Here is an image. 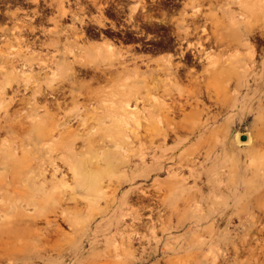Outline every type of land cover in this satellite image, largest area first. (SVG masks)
<instances>
[{
    "label": "rangeland",
    "instance_id": "obj_1",
    "mask_svg": "<svg viewBox=\"0 0 264 264\" xmlns=\"http://www.w3.org/2000/svg\"><path fill=\"white\" fill-rule=\"evenodd\" d=\"M92 1L0 0V264H240L244 255L236 258L225 241L238 239L236 212L264 199V1L169 0L171 9L164 0L163 37L148 40L91 32L107 23L105 0ZM134 1L129 15L150 0ZM133 14L122 24H136ZM195 20L214 27L201 34L204 62L191 50L181 58L175 42L174 30ZM105 39L119 48L117 71L107 73ZM57 61L69 68L67 78H28L32 65ZM131 83L139 95L135 113L116 116L111 91ZM50 85L62 90L55 101L43 94ZM56 114L66 122L52 135ZM236 134L250 140L238 144ZM212 208L221 209L217 220H200Z\"/></svg>",
    "mask_w": 264,
    "mask_h": 264
},
{
    "label": "bare ground",
    "instance_id": "obj_2",
    "mask_svg": "<svg viewBox=\"0 0 264 264\" xmlns=\"http://www.w3.org/2000/svg\"><path fill=\"white\" fill-rule=\"evenodd\" d=\"M200 1V0H199ZM203 1V0H202ZM207 1V0H206ZM242 1H244V0H242ZM264 1V0H263ZM208 2V1H207ZM189 3V2H188ZM225 3V2H224ZM240 3V2H239ZM242 3V2H241ZM250 2H248V0L246 1L245 0V3H244V5H246V6H248L249 5V7H251V3L249 4ZM204 4H205V1H204ZM221 5H222V3H221ZM142 6H144V4L142 5ZM219 6V5H218ZM137 7H138V3L137 4H135V5H133L132 6V8H131V13H130V15H129V17L130 18H132L133 17V12L137 9ZM242 7V6H241ZM240 7V8H241ZM204 9V8H203ZM219 9V8H218ZM243 9V8H242ZM241 9V10H242ZM261 9L263 10V12H262V15H263V17H264V5L263 6H261ZM193 10V9H192ZM205 11H207V10H205ZM185 13V12H184ZM216 13V12H215ZM219 14V12H217V15ZM190 15H192V14H190ZM211 15H214V14H211ZM221 15V14H220ZM182 16V15H181ZM250 16V15H249ZM207 17H209V16H207ZM206 17V18H207ZM222 17H223V14H222ZM189 18V17H188ZM104 19V18H103ZM209 19V18H208ZM189 20V19H188ZM198 20V19H197ZM197 20H195L194 22H192L190 25H188L187 27H185V28H179L178 30H174V32H175V42H176V44H177V47H178V49L180 50V56H181V58L183 57H185L184 56V53H185V50L187 51L188 50V52H189V50H191L190 51V54H192V56H193V58H195V60H197V58L198 59H200V58H202V54L204 53H201V51L200 50H202L203 51V43H202V41L203 40H200V38H204V36L203 35H201L202 33H204V31H206V30H209V29H211L212 30V28H214V27H212V26H210V27H212V28H204V27H201V25L200 24H197L196 22H197ZM211 20V19H210ZM220 20V19H219ZM264 20V19H263ZM186 21V20H185ZM199 21H201V19H199ZM198 21V22H199ZM209 21V20H208ZM216 21V20H215ZM212 22V21H211ZM222 22V21H221ZM225 22V20L223 21V23ZM251 22V21H250ZM100 23V25H104L106 22H102V21H100L99 22ZM201 23V22H200ZM217 23H219V22H217L216 21V25H217ZM226 23V22H225ZM224 23V24H225ZM112 24H113V22H112ZM209 24H210V22H209ZM255 24V23H254ZM207 25V24H206ZM205 25V26H206ZM214 25V24H213ZM225 25H227V23L225 24ZM208 26V25H207ZM206 26V27H207ZM176 29V28H175ZM206 29V30H205ZM219 29V28H218ZM256 29V28H255ZM259 30V29H258ZM257 30V31H258ZM263 30V28L261 29V31ZM173 32V33H174ZM209 32H211V31H209ZM208 32V33H209ZM224 32V31H223ZM206 33V32H205ZM204 33V34H205ZM207 33V34H208ZM212 33V32H211ZM211 33H209V34H211ZM217 33V32H216ZM215 33V34H216ZM215 34H214V32L212 33V35H214L215 36ZM221 34V33H220ZM244 34H245V36H244ZM243 34V36L244 37H242V36H240V39H241V41H244L243 43H245L246 45H248V46H250V43L248 42V41H245V38H248L249 37V33H244ZM206 35V34H205ZM192 37V36H197V40H195V41H191V40H189V37ZM202 36V37H201ZM211 36V35H210ZM224 36V35H223ZM255 36H257V34L255 35ZM209 37V36H208ZM212 37V36H211ZM213 38V37H212ZM211 38V39H212ZM209 39V38H208ZM207 39V40H208ZM211 41V40H210ZM213 41V40H212ZM235 41V40H234ZM184 42L186 43L185 45H184ZM219 42V41H218ZM218 42H217V45L219 46V45H221V44H218ZM237 42V41H236ZM104 44H106V48H107V52L109 53V59H108V61H107V63L106 64H108L107 66H106V68H107V73L108 72H112V71H117L118 70V68H114V64H115V62L116 61H114L113 60V55L115 54V51L116 50H118L119 48H117L114 44H113V42L112 41H109V40H106L105 39V41H104ZM205 45H206V43H204ZM208 44V43H207ZM214 45V44H213ZM216 45V46H217ZM255 45V44H254ZM209 45H207V46H205V48H207ZM215 46V47H216ZM228 46V45H227ZM210 47H212L213 49H214V47L213 46H210ZM208 49V48H207ZM210 49V48H209ZM213 49H211L212 51H213V53H214V50ZM230 49V48H229ZM245 49V48H244ZM206 50V49H205ZM204 50V51H205ZM216 50V49H215ZM225 50V49H224ZM230 50H232V49H230ZM241 50V49H240ZM256 50V49H255ZM88 52H90V51H92V50H87ZM99 51V50H98ZM207 51V50H206ZM205 51V52H206ZM209 51V50H208ZM242 51H244L243 49H242ZM33 52V51H32ZM79 52V51H78ZM210 52V51H209ZM232 52V51H231ZM238 52V51H237ZM240 52V51H239ZM34 53V52H33ZM187 53V52H186ZM36 54V53H35ZM189 54V55H190ZM208 54H210V53H208ZM212 54V53H211ZM237 54V53H236ZM240 54V53H239ZM257 54V53H256ZM256 54H255V56H256ZM13 55V54H12ZM177 55H178V51H177ZM186 55V54H185ZM189 55H187L188 57H189ZM204 55V54H203ZM218 54H216V56H217ZM221 55V54H220ZM223 55V54H222ZM221 55V56H222ZM133 56V55H132ZM131 56V57H132ZM169 56H171V55H169ZM173 56H175V55H173ZM203 57H205V56H203ZM207 57V56H206ZM258 57V56H257ZM256 57V58H257ZM16 58V57H15ZM40 58V57H39ZM133 58V57H132ZM131 58V59H132ZM137 57L135 56V58H133V59H136ZM180 58V59H181ZM189 58H192V57H189ZM246 58V57H245ZM259 58V57H258ZM81 59H83L82 57H81ZM123 59H125V58H123ZM130 59V60H131ZM173 59H174V63H176L175 62V58L173 57ZM173 59L171 60V61H173ZM179 59V58H178ZM179 59V60H180ZM203 59H205V58H202L201 60L203 61ZM10 60V59H9ZM85 60V59H84ZM83 60V61H84ZM178 60V61H179ZM181 60H183V59H181ZM191 60V59H190ZM170 61V60H169ZM170 61V62H171ZM186 61V60H185ZM198 61V60H197ZM14 62V61H13ZM21 62V61H20ZM19 62V63H20ZM44 62V61H43ZM52 62H54V60H52ZM58 62V61H57ZM84 62H86V61H84ZM130 62V61H129ZM134 62V61H133ZM167 62V61H166ZM204 62V61H203ZM203 62H201V68H202V65L204 64ZM224 62H225V60H224ZM16 63V62H15ZM18 63V62H17ZM22 63V62H21ZM28 63V62H27ZM26 63V64H27ZM167 63H169V62H167ZM174 63H173V65H174ZM192 63H194V62H192ZM192 63H190V65H192ZM198 63V62H197ZM200 63V62H199ZM206 63V62H205ZM25 64V63H24ZM33 64V63H32ZM131 64H132V62H131ZM130 64V65H131ZM134 64H135V62H134ZM164 65V63H161L160 65ZM166 64V63H165ZM185 64H187V62L185 63ZM220 64V63H219ZM219 64H217L218 66V68H219ZM225 64H226V62H225ZM224 64V65H225ZM257 64H258V62H257ZM257 64H256V66H257ZM30 65V63L28 64V66ZM129 65V64H128ZM178 65V64H177ZM182 65V64H181ZM180 64H179V66H181ZM184 65V64H183ZM197 65V64H196ZM213 65H215V63L213 64ZM260 65V64H259ZM16 66V65H15ZM140 66V65H139ZM171 66V65H170ZM198 67H199V65H197ZM225 66H227L228 67V65H225ZM91 67V66H90ZM115 67H117V66H115ZM186 67V66H185ZM195 67V66H194ZM194 67H193V70H194ZM197 67V68H198ZM214 67V66H213ZM216 67V69L218 70V68ZM96 68V67H95ZM165 68V67H164ZM174 68H177V66L176 67H174ZM181 68H183V67H181ZM181 68H179L180 70H181ZM187 68V67H186ZM190 68H192V67H190ZM196 67H195V69H197ZM201 68H199V69H201ZM241 68V67H240ZM69 68H67V65H65L64 63H59L58 62V64H57V66H54V65H52V63L50 64V65H43V64H38L37 65V68H34L33 67V65H32V68L31 67H29V71H28V73H27V76H28V78L29 77H33V76H39L40 77V74H42V73H49V74H51V78H53V79H56V78H61V79H65V78H67L68 77V75L70 74L67 70H68ZM77 69V68H76ZM82 69V68H81ZM124 68H122V70H123ZM165 69H167V67L165 68ZM178 69V68H177ZM188 69H189V67H188ZM31 70V71H30ZM87 70V69H86ZM99 70V69H98ZM187 70V69H186ZM191 70V69H190ZM193 70H192V72H193ZM202 70V69H201ZM27 71V70H26ZM85 71V70H84ZM83 71V72H84ZM99 71H101V70H99ZM106 71V70H105ZM104 70L102 71L103 73L105 72ZM165 71V70H164ZM185 71V70H184ZM188 71V70H187ZM199 70H196V74H197V72H198ZM76 71H74V73H75ZM91 72V71H90ZM138 72V68L137 67H134L133 68V75H135L136 76V73ZM180 72V71H179ZM182 72V75H183V70L181 71ZM186 72V71H185ZM191 72V71H190ZM194 72H195V70H194ZM96 73H98L97 71H96ZM189 73V72H188ZM187 73V75H189ZM77 74V73H76ZM86 74V73H85ZM88 74H89V72H88ZM90 74H92V73H90ZM89 74V75H90ZM93 74H95V72H93ZM92 74V75H93ZM181 74V73H180ZM77 75H79V74H77ZM103 75V74H102ZM102 75H99V73L97 74V77L98 76H102ZM182 75H181V78H182ZM185 76H186V73L184 74ZM192 75V74H191ZM204 75H206V74H204ZM214 74H212V75H210L211 77L213 76ZM138 76V75H137ZM144 76V75H143ZM215 76V75H214ZM214 76H213V78H214ZM44 77V76H43ZM48 77V76H47ZM95 77V75L93 76V78ZM119 77V76H118ZM133 77V76H132ZM139 77H140V75H139ZM188 76H186V78H187ZM189 77H190V75H189ZM8 78V77H7ZM41 78V77H40ZM100 78V77H99ZM135 78V77H134ZM174 78V77H173ZM190 78H194V77H190ZM203 78H205V76L203 77ZM217 78V77H216ZM9 79V78H8ZM60 79V80H61ZM180 79V78H179ZM191 79V80H192ZM206 79V78H205ZM215 79V78H214ZM27 80H29V79H27ZM31 80V79H30ZM126 80H129V79H127L126 78ZM194 80V79H193ZM232 80V79H231ZM78 81V80H77ZM95 81H97V80H95ZM198 81H200V80H198ZM197 81V82H198ZM204 81V80H203ZM203 81H201V82H203ZM36 82V81H35ZM35 82H34V84H35ZM64 82H66V80L64 81ZM113 82V81H112ZM201 82H199V83H201ZM231 82V81H230ZM68 83V82H67ZM37 84V83H36ZM43 84V83H42ZM50 84H51V82H50ZM55 84V83H54ZM92 84V83H91ZM106 84H108V83H106ZM110 84V83H109ZM113 84V83H112ZM195 84H197V83H195ZM205 84V83H204ZM7 85V84H6ZM12 85H13V83H12ZM31 85V84H30ZM33 85V84H32ZM31 85V86H32ZM60 85H62V84H60ZM68 85V84H67ZM93 85V84H92ZM96 85V84H95ZM115 85V84H114ZM201 85H202V83H201ZM200 85V87H202ZM23 86V85H22ZM34 86V85H33ZM62 86H64V85H62ZM86 86V85H85ZM194 86H196V85H194ZM14 87V86H13ZM23 87H25V85L23 86ZM65 87V86H64ZM93 87V86H92ZM197 87V86H196ZM7 88H9V86L7 87ZM26 88V87H25ZM30 88V87H29ZM89 88V87H88ZM111 88V87H110ZM114 88V87H113ZM195 88V87H194ZM205 88H207V87H205ZM208 88H209V86H208ZM207 88V89H208ZM15 89V88H14ZM13 89V90H14ZM44 89V88H43ZM67 88H64V90H66ZM201 89V88H200ZM200 89H198V91H200ZM207 89H205V91L207 90ZM24 90V89H23ZM26 90V89H25ZM63 90V91H64ZM91 90V89H90ZM89 90V91H90ZM98 90V89H97ZM171 90V89H170ZM173 90V89H172ZM16 91V90H15ZM27 91H29V90H27ZM31 91V90H30ZM68 91V90H67ZM66 91V92H67ZM101 91V90H100ZM168 91V90H167ZM195 92H197V93H201V91L200 92H198V91H196V90H194ZM194 91L192 90V92L194 93ZM203 91V90H202ZM208 91V90H207ZM210 91V90H209ZM2 92V91H1ZM61 92H62V90H61V88H60V86L58 85V86H54V85H50V86H48V87H46L44 90H43V94L46 96V98H48L49 96V98H53V100L52 101H55V99H57V97L59 96V95H62L61 94ZM92 92V91H91ZM162 93H164L163 91H161ZM3 93V92H2ZM4 93H5V91H4ZM24 93V92H23ZM40 93V92H39ZM38 93V94H39ZM64 93V92H63ZM84 93V92H83ZM82 93V94H83ZM85 93H87V92H85ZM84 93V94H85ZM94 93V92H93ZM107 93V92H106ZM110 93V92H109ZM111 93H112V95L114 96V99L112 100V107L110 108L111 110H113L114 112H115V115L117 116L118 115V113H124V114H131V115H134V111L136 110V108H137V100H138V98H139V95H137L138 93H137V88L135 87V84L134 83H131L130 85H128L127 87L126 86H122V87H119V88H117L116 90H113V91H111ZM197 93H194V94H197ZM193 94V95H194ZM210 94V93H209ZM40 95V94H39ZM65 95V94H64ZM75 95H77V94H75ZM66 96V95H65ZM165 96H167V95H165ZM170 96V95H169ZM196 96V95H195ZM198 96V95H197ZM196 96V97H197ZM200 96H201V94H200ZM60 97V96H59ZM72 97V96H71ZM171 97H172V95H171ZM174 97V96H173ZM172 97V98H173ZM198 98V97H197ZM49 100V99H48ZM62 101V100H61ZM102 101V100H101ZM44 102V101H43ZM50 102V101H49ZM64 102V101H63ZM40 103H42V102H40ZM2 104H3V101H2ZM1 104V105H2ZM60 104H61V102H60ZM167 104V103H166ZM54 105H55V102H54ZM62 105V104H61ZM170 105V104H169ZM176 106V105H175ZM180 107H181V105H179ZM51 107H52V105H51ZM50 106H49V108H51ZM172 107H173V105H172ZM171 107V108H172ZM177 108H178V106H176ZM184 107V106H183ZM56 108V107H55ZM76 108V107H75ZM108 108V107H107ZM169 108V107H168ZM168 108H166L167 110H169ZM170 108V109H171ZM173 108H175V107H173ZM177 108H176V110H177ZM52 109H54V108H52ZM58 109H59V107H58ZM58 109H54V110H58ZM162 109V108H161ZM166 109H164L163 108V110H165L166 112H167V114H168V111L166 110ZM181 109V108H180ZM104 110V109H103ZM108 110V109H107ZM199 110V109H198ZM4 111V110H3ZM165 111H164V113H165ZM175 111V110H174ZM60 112V111H59ZM58 112V113H59ZM169 113H170V111H169ZM66 114H68V113H66ZM161 114H162V112H161ZM114 115V114H113ZM169 117H170V115H168ZM124 117H127V116H123V117H121V119L122 118H124ZM162 117H163V121H164V118H165V120H166V115H165V117H164V115H162ZM65 115L64 114H62V115H58L57 116V114H56V117H53V119L52 120H50V122L52 123V128H51V132L50 133H52V135L54 134L53 132H56V128L58 127V126H60L64 121L66 122V120H65ZM119 118V117H118ZM148 118H150V117H148ZM125 119V118H124ZM160 118H158V120H159ZM144 120V119H143ZM33 121V120H32ZM139 121H141V120H139ZM146 121V120H145ZM161 120H159V122H160ZM167 121H169V119L167 118ZM166 121V122H167ZM171 121V120H170ZM152 122H154L155 124L156 123H158V122H156L155 121V119H154V121H151V128H152V126H154L153 124H152ZM87 123V122H86ZM97 123V122H96ZM103 123V122H102ZM126 125L128 124V123H126V122H124ZM132 123V122H131ZM135 123V122H134ZM141 123V122H140ZM67 124V123H66ZM159 124V123H158ZM158 124H157V126H158ZM164 124H165V121H164ZM167 124V123H166ZM65 125V124H64ZM88 125V124H87ZM124 125V124H123ZM141 125H144L143 123L141 124ZM129 126V125H128ZM131 126V125H130ZM129 126V127H130ZM132 126H133V124H132ZM168 126V125H167ZM132 128V127H131ZM135 128V127H134ZM145 128H148V127H145L144 126V131L146 132V130H145ZM149 128V131L153 134L154 133V131H152V129H157L156 128V125H155V127L154 128ZM194 128V127H193ZM158 129H160V127H158ZM162 129V128H161ZM57 130L59 131V129L57 128ZM140 130H143V129H141L140 128ZM148 130V129H147ZM48 131V130H47ZM121 131V130H120ZM129 131H130V129H129ZM70 132H72L71 130H70ZM74 132V131H73ZM72 132V133H73ZM137 132H138V129H137ZM64 132H62V134H63ZM139 133V132H138ZM67 134V133H66ZM80 134V133H79ZM111 134V133H110ZM154 134H156V133H154ZM160 134H161V136H162V130H161V132H160ZM159 134V135H160ZM63 135H65V134H63ZM101 135V134H100ZM135 135V134H134ZM137 135V134H136ZM135 135V136H136ZM142 135V133H140V136ZM83 136V135H82ZM130 136H131V134H130ZM135 136H133L132 135V137H135ZM143 136V135H142ZM161 136H159V137H161ZM239 136H240V134H236V137H235V141L238 143V144H241L243 141L241 140L242 138H239ZM247 136V135H246ZM59 137V136H58ZM65 137H67V136H65ZM90 138V137H89ZM93 138V137H92ZM109 138V137H108ZM136 138H138L137 136H136ZM158 137H156V139H157ZM263 138V137H262ZM63 139V138H62ZM141 139V138H140ZM158 139H160V138H158ZM157 139V140H158ZM61 140V139H60ZM73 139H71V142H72V144H73V142L74 141H72ZM137 140V139H136ZM250 140V137L249 136H247V138H246V140H245V142H248ZM134 141H135V139H134ZM138 141V140H137ZM66 142H67V140H66ZM91 142V141H90ZM49 143H50V141H49ZM91 144V143H90ZM16 146H17V144H15ZM117 145H119V144H117ZM47 146V145H46ZM50 147V146H49ZM123 147V146H122ZM125 148V147H124ZM58 149V148H57ZM16 151H18V149H16ZM125 152H126V150H125ZM19 153V152H18ZM19 154H21V155H23L22 153H19ZM88 154V153H87ZM192 157L193 156H191V159H192ZM43 161V160H42ZM53 161V160H52ZM62 161V160H61ZM60 161V162H61ZM194 161V160H193ZM15 162V161H14ZM56 162V161H55ZM54 162V163H55ZM16 163V162H15ZM72 163V162H71ZM49 166V165H48ZM72 166V165H71ZM45 168H46V166H45ZM50 168V167H49ZM57 168V167H56ZM48 169V168H47ZM53 169H54V167H53ZM69 169V168H68ZM72 170H73V176H74V174H76V173H78V171H77V169H76V167H73L72 168ZM59 171V170H58ZM47 172V171H46ZM51 172V171H50ZM66 174H67V172H65ZM50 174V173H49ZM62 174V173H61ZM63 174H64V172H63ZM55 175V174H54ZM47 176H50V175H48L47 174ZM72 176V175H71ZM51 177V176H50ZM67 177V176H66ZM59 178V177H58ZM62 178H63V176H62ZM68 179V178H67ZM97 180V179H96ZM95 182V181H94ZM94 182H93V186H92V188L93 187H95V184H94ZM64 183V182H63ZM62 183V184H63ZM69 184H70V182H68ZM72 183V182H71ZM74 183V182H73ZM50 185V184H49ZM54 188H58V187H55L54 186ZM71 190V189H70ZM97 191H100L99 189H98V186H97V189H96ZM139 191V190H138ZM70 192V191H69ZM140 192V191H139ZM67 194H68V191H67ZM66 194V195H67ZM139 195H141V194H139ZM142 195H144V193L142 194ZM147 195H148V193H147ZM146 195V196H147ZM153 195V194H152ZM65 196V195H64ZM151 196V195H150ZM61 198H63V196H61ZM61 198H60V200H61ZM66 198H67V196H66ZM143 199H145L144 198V196H143ZM17 200V199H16ZM80 201V200H79ZM144 202V201H143ZM142 202V203H143ZM63 203V202H62ZM82 203H83V201H82ZM142 203H141V205H142ZM65 203H63V205H64ZM145 203H143V206H145L144 205ZM255 206H254V204H253V206L250 204V203H248L246 206H244L242 209H240V211H237L236 212V216H237V218H238V226H240V229H239V231H236V232H234L232 235L233 236H238L237 238L238 239H235V238H233V239H230V240H228L227 242L225 241V243L227 244L228 242H230L231 243V246H232V249H233V251H232V253L234 254L235 253V255H237L236 256V258H238L239 257V255L240 254H243L244 255V259L243 260H238L239 262H240V264H253V262L254 263H257V264H264V259H262V258H260V256L261 257H264V199H262V198H260V200L258 201V202H255ZM258 204H260L259 206H258ZM25 206H26V203H25ZM139 206V205H138ZM158 206V205H157ZM30 207V206H29ZM58 207H60V206H58ZM141 207V206H140ZM146 207H147V205H146ZM61 209H60V212L62 213V214H64V208L63 207H60ZM140 209V208H139ZM142 209H145L144 207L142 208ZM94 210V209H93ZM199 210H201V209H199ZM55 211H56V209H55ZM140 211V210H139ZM142 211V210H141ZM221 212V209H216V208H212V209H207L206 211H205V213H203L201 216H200V220L201 219H203V220H205V219H212V221H215V220H217L216 218H215V216L217 215V214H219ZM94 213V212H93ZM2 217V216H1ZM126 218V217H125ZM2 219H3V217H2ZM44 219V218H43ZM52 219V218H51ZM220 219V218H219ZM228 219H230V217H228ZM65 220V219H64ZM46 221V220H45ZM56 221V220H55ZM223 221V220H222ZM43 223H45V222H43ZM52 223H54V222H52ZM57 222H55V224H56ZM162 223H163V221H162ZM165 224H166V222H165ZM51 225H53V224H51ZM61 226V225H60ZM166 226V225H165ZM220 226V225H219ZM163 227V226H162ZM162 227H161V230H163L162 229ZM229 227V226H228ZM165 228V227H164ZM132 230H134V229H132ZM131 231V229H129V231L128 232H130ZM154 232V231H153ZM136 234V233H135ZM200 235V234H199ZM139 236V235H138ZM125 237V236H124ZM131 237V236H130ZM126 238V237H125ZM239 238H240V240H239ZM124 239V238H123ZM141 239V238H140ZM127 239H125V240H123V241H126ZM128 241V240H127ZM126 241V242H127ZM121 242H122V240H121ZM120 242V243H121ZM125 242V243H126ZM172 242V241H171ZM127 244H128V242H127ZM141 244H143L142 243V241H141ZM134 245V244H133ZM128 246V245H127ZM144 246V245H143ZM196 246H198V247H200L201 245L200 244H196ZM121 249H122V247H120ZM128 248V247H127ZM129 250V249H128ZM127 250V251H128ZM133 250H135V249H133ZM130 252V251H129ZM224 253V252H223ZM245 253L247 254V255H245ZM114 254V253H113ZM230 254V253H229ZM188 256H189V258L191 257L190 256V254H187ZM242 255V256H243ZM223 256V255H222ZM175 258H176V256H175ZM180 258V257H179ZM183 258V257H182ZM188 258V257H187ZM189 258L188 259H185V255H184V259L187 261H189ZM209 258V257H208ZM207 258V259H208ZM227 258V257H226ZM259 258L260 259H262V261H259ZM173 259V258H172ZM228 259V258H227ZM219 260H220V258H219ZM12 261V260H11ZM11 261H9V262H11ZM218 261V260H217ZM230 261V260H229ZM190 262V261H189ZM191 262H193V261H191ZM12 263V262H11ZM176 263H177V261H176ZM188 263V262H187ZM218 263V262H217ZM216 263V264H217ZM224 263V261H222V264ZM226 263V262H225ZM10 264V263H9ZM172 264H175V263H172ZM189 264V263H188ZM220 264V263H219Z\"/></svg>",
    "mask_w": 264,
    "mask_h": 264
},
{
    "label": "flooded vegetation",
    "instance_id": "obj_3",
    "mask_svg": "<svg viewBox=\"0 0 264 264\" xmlns=\"http://www.w3.org/2000/svg\"><path fill=\"white\" fill-rule=\"evenodd\" d=\"M88 4H94L92 0H87ZM169 3L166 5L167 8L173 9V3L167 0ZM101 2V1H100ZM135 3L134 0H105L102 4L107 6L106 10V21L104 25L90 26L91 32L99 34L101 33H110V36L113 37H134L141 38L144 40L148 39H158L163 37L164 31V11L165 3L164 0H155V1H146V4L143 5L142 2L138 3L137 19L136 24L132 23L131 26H126L122 24L126 20V16H129L127 8L129 4ZM140 5V6H139ZM130 7V13H131ZM111 13L112 16L108 14ZM156 13L158 15L153 16L152 14ZM119 16V19H116L115 16ZM130 18V17H129ZM133 18V17H132ZM130 18V19H132ZM113 22V24H112ZM155 28V31H149V29ZM145 45H152V43H144Z\"/></svg>",
    "mask_w": 264,
    "mask_h": 264
},
{
    "label": "water",
    "instance_id": "obj_4",
    "mask_svg": "<svg viewBox=\"0 0 264 264\" xmlns=\"http://www.w3.org/2000/svg\"><path fill=\"white\" fill-rule=\"evenodd\" d=\"M241 138H242V139H245V138H246V135H245V134H244V135H242V136H241Z\"/></svg>",
    "mask_w": 264,
    "mask_h": 264
}]
</instances>
